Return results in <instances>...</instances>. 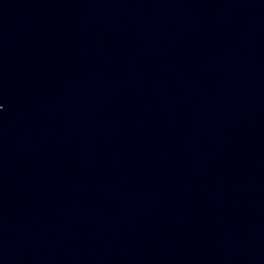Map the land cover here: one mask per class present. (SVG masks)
<instances>
[{
  "label": "water",
  "instance_id": "obj_1",
  "mask_svg": "<svg viewBox=\"0 0 264 264\" xmlns=\"http://www.w3.org/2000/svg\"><path fill=\"white\" fill-rule=\"evenodd\" d=\"M0 264H264V0H0Z\"/></svg>",
  "mask_w": 264,
  "mask_h": 264
}]
</instances>
